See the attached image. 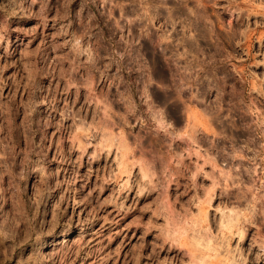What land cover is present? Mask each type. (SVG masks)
<instances>
[{"label":"rangeland","instance_id":"374dc122","mask_svg":"<svg viewBox=\"0 0 264 264\" xmlns=\"http://www.w3.org/2000/svg\"><path fill=\"white\" fill-rule=\"evenodd\" d=\"M0 264H264V0H0Z\"/></svg>","mask_w":264,"mask_h":264}]
</instances>
